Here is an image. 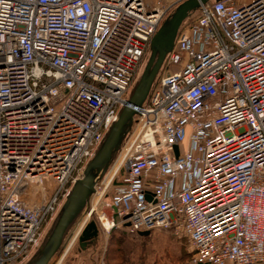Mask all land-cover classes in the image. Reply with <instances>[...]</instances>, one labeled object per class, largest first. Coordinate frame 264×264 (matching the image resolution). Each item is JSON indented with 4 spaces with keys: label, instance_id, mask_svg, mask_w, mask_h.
Wrapping results in <instances>:
<instances>
[{
    "label": "built area",
    "instance_id": "built-area-1",
    "mask_svg": "<svg viewBox=\"0 0 264 264\" xmlns=\"http://www.w3.org/2000/svg\"><path fill=\"white\" fill-rule=\"evenodd\" d=\"M180 1L0 0V264L40 246ZM162 70L61 251L95 219L264 264V0L203 4Z\"/></svg>",
    "mask_w": 264,
    "mask_h": 264
},
{
    "label": "water",
    "instance_id": "water-1",
    "mask_svg": "<svg viewBox=\"0 0 264 264\" xmlns=\"http://www.w3.org/2000/svg\"><path fill=\"white\" fill-rule=\"evenodd\" d=\"M209 1L211 0H184L177 6L172 16L160 26L151 40L149 59L130 97L122 108L119 119L113 124L95 156L86 164L81 175L72 185L40 246L24 264H49L61 249L65 237L76 220L83 212L90 209L96 187L130 130L137 113V107L142 106L148 98L167 54L172 51L175 45L181 25L194 10L199 9ZM99 232L96 220L92 219L79 238L81 249H86L89 244H92L99 236ZM149 234L150 231L139 232L141 236H148Z\"/></svg>",
    "mask_w": 264,
    "mask_h": 264
},
{
    "label": "rangeland",
    "instance_id": "rangeland-1",
    "mask_svg": "<svg viewBox=\"0 0 264 264\" xmlns=\"http://www.w3.org/2000/svg\"><path fill=\"white\" fill-rule=\"evenodd\" d=\"M179 4L180 3L176 4L170 10L169 14L165 17L162 24L172 16V14L174 13V11L176 10ZM197 16H198V9L194 10L186 19V21L187 20L192 21ZM149 56L147 57L146 63L149 59ZM162 71L163 70L161 69L158 76L162 73ZM50 184L51 183H47L46 186H49ZM27 198L31 201L37 199L35 195H29V196L27 195ZM113 235L114 237H119L123 239V242L121 244L123 253L125 254L126 258L131 262H133L134 264H192L191 244L187 238L185 237L179 238L164 229L154 230L150 232L148 236H141L139 234L133 235L122 228L113 230L109 234L104 232L103 230H100L99 237L97 239V244L88 246L86 249H81V246L79 245V241L75 243L69 254H68L69 247L66 250H64L65 249L64 248L62 251L60 249L56 253V255L52 258L49 264H60L61 262H62L61 264H71V262L78 264L80 259L86 260V264H95L96 262H100L101 260H104L106 264H118V262L114 260L115 259L114 258L115 249H113L114 241L111 240ZM144 259L145 261H143ZM81 264H85V263H81Z\"/></svg>",
    "mask_w": 264,
    "mask_h": 264
},
{
    "label": "trees",
    "instance_id": "trees-1",
    "mask_svg": "<svg viewBox=\"0 0 264 264\" xmlns=\"http://www.w3.org/2000/svg\"><path fill=\"white\" fill-rule=\"evenodd\" d=\"M111 240L114 241V243L112 242L113 243V249H115V257H114L115 259L114 260H116L118 262V264H134L133 262L128 260L125 256V254L123 253V249L121 248V244L123 242V239L119 238V237H114V235H113ZM169 258H171V257H169ZM143 261H145V259Z\"/></svg>",
    "mask_w": 264,
    "mask_h": 264
},
{
    "label": "crops",
    "instance_id": "crops-1",
    "mask_svg": "<svg viewBox=\"0 0 264 264\" xmlns=\"http://www.w3.org/2000/svg\"><path fill=\"white\" fill-rule=\"evenodd\" d=\"M101 262V261H100ZM100 262H96L95 264H99ZM81 263H85L86 264V260H82L80 259V261L78 262V264H81ZM71 264H75L74 262H71Z\"/></svg>",
    "mask_w": 264,
    "mask_h": 264
},
{
    "label": "flooded vegetation",
    "instance_id": "flooded-vegetation-1",
    "mask_svg": "<svg viewBox=\"0 0 264 264\" xmlns=\"http://www.w3.org/2000/svg\"><path fill=\"white\" fill-rule=\"evenodd\" d=\"M99 237V236H98ZM98 237L95 239V241L92 243V244H89L88 246H91V245H96L97 244V239H98ZM87 246V247H88Z\"/></svg>",
    "mask_w": 264,
    "mask_h": 264
},
{
    "label": "bare ground",
    "instance_id": "bare-ground-1",
    "mask_svg": "<svg viewBox=\"0 0 264 264\" xmlns=\"http://www.w3.org/2000/svg\"><path fill=\"white\" fill-rule=\"evenodd\" d=\"M67 248H68V246H66L64 250H66Z\"/></svg>",
    "mask_w": 264,
    "mask_h": 264
}]
</instances>
